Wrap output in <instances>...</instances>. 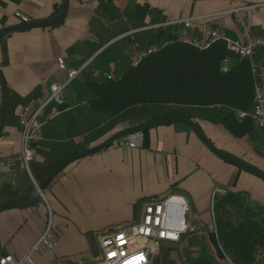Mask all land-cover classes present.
I'll return each instance as SVG.
<instances>
[{
	"label": "crops",
	"instance_id": "1",
	"mask_svg": "<svg viewBox=\"0 0 264 264\" xmlns=\"http://www.w3.org/2000/svg\"><path fill=\"white\" fill-rule=\"evenodd\" d=\"M244 4L259 7L252 16L241 12V21L227 12ZM62 6L63 0H0V30L21 23L16 11L29 21L47 20L57 16ZM184 18L196 19L189 27L173 23ZM248 22L253 36H264V0H68L67 15L60 23L9 31L0 39V72L9 90L0 160L11 157L16 166L0 172V204L20 199L34 181L40 184L63 160L113 133L165 118L154 119L163 113L162 106L136 105L113 113L95 101L97 84L121 77L136 51L160 45V31L166 39L202 40L212 30L239 39ZM161 23L168 24L153 27ZM263 54L264 49H259L257 59ZM60 56L69 68L82 71L65 90V109L42 126L44 139L35 144L28 171L21 162L20 117H32L47 98L50 83L66 78L58 68ZM233 62V57L228 58L224 68ZM2 103L0 86V112ZM49 111L48 107L42 120ZM228 112L220 106L204 107L191 110L189 118L218 148L264 171V129L258 128L260 139L236 137L222 123ZM216 188L242 192L251 203L264 206V179L219 157L188 124H160L144 131L140 147H129L120 139L69 163L50 181L38 204L1 209L0 258L12 255L21 260L51 220L55 244L33 252V264L92 263L101 255V236L137 222L148 201L180 194L190 205L187 237L183 239V234L177 243L161 242L150 264L154 260L195 264L205 255L218 260L209 237L214 227L212 199L223 194L214 196Z\"/></svg>",
	"mask_w": 264,
	"mask_h": 264
},
{
	"label": "trees",
	"instance_id": "2",
	"mask_svg": "<svg viewBox=\"0 0 264 264\" xmlns=\"http://www.w3.org/2000/svg\"><path fill=\"white\" fill-rule=\"evenodd\" d=\"M157 38L159 48L138 65L132 64L119 78L97 84V105L113 113L136 105L162 106L163 113L154 119L189 118L191 110L220 106L229 111L222 123L236 137H262L252 118L239 119L236 114V110L250 109L253 102V77L246 60L233 54L223 41L200 49L180 38L166 39L163 30ZM232 57L234 62L224 68ZM213 211L215 224L209 237L218 260L205 255L195 264H230L228 259L234 264H261L264 206L251 203L242 192L227 191L215 196Z\"/></svg>",
	"mask_w": 264,
	"mask_h": 264
},
{
	"label": "built area",
	"instance_id": "3",
	"mask_svg": "<svg viewBox=\"0 0 264 264\" xmlns=\"http://www.w3.org/2000/svg\"><path fill=\"white\" fill-rule=\"evenodd\" d=\"M258 7L259 4H244L233 7L227 12L234 13L241 21V12H245L247 16H252ZM14 16L20 22L29 21L28 17L20 11L14 12ZM195 19L184 18L175 20L173 23L182 22L189 27ZM167 24L161 23L153 27L160 28ZM180 39L200 49L208 48L217 41H223L233 54L248 62L253 77V102L250 109L236 110V114L239 119L252 118L258 127L264 129V54L259 59L256 57L257 51L264 49V36H253L251 23L248 22L244 25V36L239 39H233L220 30H212L202 40L188 36ZM158 48L159 45L155 44L144 51H136L132 56V64L138 65L144 56ZM57 64L60 70L66 72V78L50 83L47 98L32 117H20L22 126L21 162L28 171H30V163L35 157L34 146L44 139L41 132L42 126L60 115L65 109V90L82 71V68H69L66 58L63 56L57 58ZM48 107L50 111L42 120L41 116L45 114ZM122 140L129 147H140L144 142V132L131 133ZM15 166L16 161L11 157L0 160V172L12 170ZM34 183L38 186L37 182L34 181ZM226 192L227 190L216 188L214 196ZM41 195L45 198L44 192H41ZM245 195L250 200L248 195ZM213 204L214 198L212 199V214L215 224ZM189 210L188 200L180 194H169L163 198L148 201L145 203L141 218L137 222L101 236L99 242L101 255L89 264H150L151 258L156 254L155 251L161 242L177 243L181 240L182 235L189 231L187 221ZM54 244L55 239L51 231L50 220L48 227L29 253L25 254L19 261H16L12 255L3 256L0 258V264H23L25 262L33 264V252L39 250L41 246L51 248ZM228 260L230 264H234L230 259Z\"/></svg>",
	"mask_w": 264,
	"mask_h": 264
},
{
	"label": "water",
	"instance_id": "4",
	"mask_svg": "<svg viewBox=\"0 0 264 264\" xmlns=\"http://www.w3.org/2000/svg\"><path fill=\"white\" fill-rule=\"evenodd\" d=\"M68 11V0H63V6L60 11V13L50 19L47 20H37V21H28V22H21L20 24L17 25H10L6 26L2 30H0V39L7 34L9 31L18 29V28H32V27H46V26H53L61 21H63L67 15ZM0 86L3 92V103L1 107V112H0V131L2 130L5 117L7 115L8 111V106H9V90L6 85V82L4 81V78L0 72ZM172 122H184L188 124L203 140V142L219 157L222 159L234 163L237 166L245 169L246 171L259 176L260 178L264 179V171L260 170L259 168L251 165L250 163L232 156L231 154L221 150L218 148L214 143L210 141V139L205 135V133L202 131L200 126L191 118H186V117H177V118H163V119H157L153 120L147 123L123 128L115 133H113L111 136H109L106 140L103 142L92 146L88 149H85L82 152H79L75 154L74 156H71L65 160H63L50 174L40 183L38 186L35 184L29 186L26 190L23 196L13 202H8L4 204H0V210L1 209H6V208H11V207H18V208H26V207H31L36 204H38L41 199L42 195L41 192H44L47 185L50 183V181L64 168L66 167L69 163L74 162L76 159L87 156L89 154L101 151L108 146L112 145L116 141L123 139L127 135L137 132V131H146L149 128H152L154 126L160 125V124H165V123H172Z\"/></svg>",
	"mask_w": 264,
	"mask_h": 264
},
{
	"label": "rangeland",
	"instance_id": "5",
	"mask_svg": "<svg viewBox=\"0 0 264 264\" xmlns=\"http://www.w3.org/2000/svg\"><path fill=\"white\" fill-rule=\"evenodd\" d=\"M259 128H260V127H259ZM262 129H263V128H262ZM187 234H188V233H187ZM187 234L184 235V238H183V239H185V237H187V236H186ZM171 263H172V262H171ZM259 263L264 264V258H261V257H260V261H259ZM152 264H158V262L154 260ZM179 264H188V263H186V260H184V262H181V263H179Z\"/></svg>",
	"mask_w": 264,
	"mask_h": 264
}]
</instances>
